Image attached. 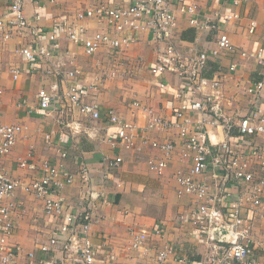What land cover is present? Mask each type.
I'll list each match as a JSON object with an SVG mask.
<instances>
[{
  "label": "crops",
  "instance_id": "crops-1",
  "mask_svg": "<svg viewBox=\"0 0 264 264\" xmlns=\"http://www.w3.org/2000/svg\"><path fill=\"white\" fill-rule=\"evenodd\" d=\"M130 1L25 2L27 20L32 21L35 5L39 7L41 19L38 26L44 35L37 40L32 32V22L28 28L12 30L8 40L0 39V121L23 128L9 155L0 156V169L9 177L26 183L39 175V172L31 173L17 167V161L27 155L37 165L49 161L66 168L76 174L75 181L63 188L61 197L73 211H80L79 204L84 202L88 187L77 173L84 165L92 187L98 192L93 200L95 217L91 234L92 242L100 252V264H155L156 253L165 246L173 248L166 264H175L179 256L202 261L207 247L193 235L191 223V213L197 204L191 196L177 193L175 176L178 172H186L189 167V161L181 156L178 131L175 128L163 131L145 129L155 118L175 122L173 113L180 106L175 97L181 84L179 78L172 73L153 75L150 71L163 43L149 29L136 33L128 31L126 34L132 39L128 47H122L116 53L103 48L86 56L79 44L67 39L66 33L70 28L83 27L87 35L107 28L103 20H78L79 13L99 6H127ZM181 3L195 6L194 18L198 24L189 23V17L176 10L170 41L183 56L208 54L202 76L208 80L220 79L223 112L235 122L250 108L246 89L255 82H264V63L241 56L242 52L251 53L264 48V0H218L214 3L208 0H174V8ZM7 10L8 0H0V19H8ZM252 22L255 30L249 33ZM49 33L58 35V48L52 52L62 64L57 76L46 75V62H28L20 53L26 45L36 43L49 50L51 43L46 39ZM222 34L227 35L232 48L212 56ZM232 65L235 69L229 71ZM16 71L17 77L14 78ZM68 71H76V78L65 77ZM74 81L85 88L83 102L98 105V119H91L76 108L66 111L61 121L57 112H37L39 89L49 90L56 83L61 93ZM260 105L264 110V94ZM107 110L136 126L139 136L133 139L131 147L112 146L107 141L114 131L108 124ZM143 129L145 143L140 137ZM210 130L214 141L224 138L221 129ZM45 135H49L53 142L48 143ZM234 136H237L236 130ZM152 141L170 142L178 147L167 156L151 147ZM255 145L263 150L264 138L257 136ZM63 152L64 156L61 155ZM117 157L122 161L114 166L112 163ZM160 160L167 162L162 175L149 168L150 161ZM207 182L214 192L213 181L207 178ZM231 188L236 190L235 186ZM16 197L22 208L17 212V228L9 243L22 249L16 264H29L28 252H34V261L45 257L38 247L47 242L54 226L44 215L39 200L21 189L16 191ZM246 215L249 217L250 213ZM156 231L159 234H155ZM139 233H144L147 240L142 249L135 252L130 242ZM251 238L257 264H264V253L259 248L264 241V214L255 218ZM55 255L61 256L62 253L57 251Z\"/></svg>",
  "mask_w": 264,
  "mask_h": 264
},
{
  "label": "built area",
  "instance_id": "built-area-1",
  "mask_svg": "<svg viewBox=\"0 0 264 264\" xmlns=\"http://www.w3.org/2000/svg\"><path fill=\"white\" fill-rule=\"evenodd\" d=\"M26 1L38 3V0H8V19H0V39L8 40L12 30L28 28L32 22V32L37 40L44 35L38 26L41 19L39 7L35 5L32 21L27 20L24 14ZM208 1L214 3L218 0ZM176 10L187 15L189 23L198 24L194 18L195 6L192 4L181 3L174 8V0H132L127 6H99L86 9L77 15L78 20L105 21L107 28L104 31L87 35L85 28L78 27L68 29L66 35L70 42L80 45L86 56H91L103 48L112 49L116 53L122 47H128L132 42L126 34L128 31L136 33L149 29L163 43L150 71L153 75L172 73L179 78L181 84L175 97L180 106L173 113L175 122L155 118L145 129L163 131L175 128L178 131L181 156L189 161V167L186 172H178L175 176L177 193L180 196L189 195L195 200L197 206L191 213L193 235L207 247V254L202 261L196 262L179 256L176 257L175 264H257L251 231L255 218H261L264 214V149H258L255 145L257 136L264 138V110L260 105L264 82L249 85L246 89V94L250 97L249 110L237 121H230L221 105L220 79L208 80L202 76L208 54L203 52L183 56L170 41ZM254 30L255 23L252 22L248 31L253 33ZM46 39L51 43L49 50L36 43L26 45L20 53L28 62H46V75L57 76L62 64L52 52L58 48V35L49 33ZM231 48L229 38L222 34L212 56ZM241 56L263 64L264 48L251 53L242 52ZM234 69L235 65H232L229 71ZM76 76V71L65 74L69 79H75ZM16 77L17 71L14 74V78ZM58 89L59 85L54 83L49 90H38L39 114L57 112L61 121L66 111L71 112L76 108L91 119L100 117L98 105L83 102L85 88L80 87L76 81L65 86L61 93ZM194 117L196 120L192 121ZM106 118L110 127L114 128L107 141L112 146L131 147L133 139L139 136L136 134V126L123 121L112 110L106 111ZM209 128L221 129L224 138L214 141ZM22 129L18 124L9 125L0 121V156L9 155ZM235 130L237 136H234ZM144 134L143 129L140 135L143 143L146 142ZM45 140L48 143L53 142L49 135H45ZM150 146L167 156L178 147L170 142L158 141L150 142ZM61 155L64 156L65 153ZM29 158V155L20 158L17 167L31 173L39 172V175L26 183L9 177L0 169V264H16L22 251L20 247L9 243L17 228V212L22 208L16 199L18 189L42 203L44 215L54 226L47 242L38 247L46 258L34 261V252H28L26 258L29 264H100V252L93 244L91 234L95 217L93 200L97 198L98 192L90 183L86 167L80 166L77 173L82 183L88 187L86 198L79 204L81 210L73 211L71 205L61 197V191L74 183L76 174L49 161L37 165ZM121 161L117 157L112 165L117 166ZM149 168L162 175L167 168V162L150 161ZM205 176L213 181L214 192ZM231 186H235L236 190L232 191ZM246 212L250 213L249 217ZM130 233L133 234V230ZM155 234H159V231ZM146 240L144 233L134 235L130 242L132 251L142 249ZM259 246L264 253V241ZM57 251L62 255L56 256ZM172 253L173 248L165 246L156 253L155 264H166Z\"/></svg>",
  "mask_w": 264,
  "mask_h": 264
}]
</instances>
